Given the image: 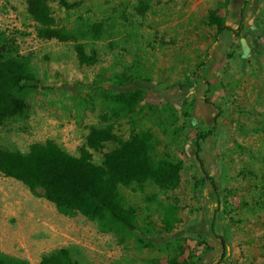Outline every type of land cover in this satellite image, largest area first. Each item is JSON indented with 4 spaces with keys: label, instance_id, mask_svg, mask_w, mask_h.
<instances>
[{
    "label": "rangeland",
    "instance_id": "374dc122",
    "mask_svg": "<svg viewBox=\"0 0 264 264\" xmlns=\"http://www.w3.org/2000/svg\"><path fill=\"white\" fill-rule=\"evenodd\" d=\"M62 1L78 6L67 9ZM162 5L180 6V0H49L61 28L83 33L78 40L95 59L88 66L81 64L75 43L38 36L29 0H0V56L25 58L29 73L42 83L22 95L24 114L0 125V149L28 153L36 143L54 141L78 157L93 128L112 127L117 139L93 152L95 164L141 131L156 137L157 160L183 164L174 191L151 183L143 192L135 184L120 187L138 211L139 230L119 234L101 232L80 213H60L41 191L33 194L0 172V256L39 264L67 248L80 264H264V57L243 59V43L233 36L226 75H220L215 67L224 47L205 50L186 38L180 46V22L161 25L160 14L150 13ZM258 10L251 22L260 32L264 0ZM95 24L103 26L99 35ZM252 39L247 36L249 43ZM199 66L198 87L210 84L186 97L181 86L193 82ZM121 89L145 92L133 114L114 112L111 98ZM214 163L222 166L220 172H211ZM217 200L227 218L218 224L231 251L225 260L211 228ZM167 207L178 221L170 233Z\"/></svg>",
    "mask_w": 264,
    "mask_h": 264
},
{
    "label": "trees",
    "instance_id": "16d2710c",
    "mask_svg": "<svg viewBox=\"0 0 264 264\" xmlns=\"http://www.w3.org/2000/svg\"><path fill=\"white\" fill-rule=\"evenodd\" d=\"M67 9L78 5H68ZM29 12L38 24V36L44 40H56L62 43H75V51L83 65H93L95 59L86 52L85 45L79 42L83 33H72L61 28L51 13L49 0H29ZM211 24L218 26V32L229 30L234 36L242 32L225 25L224 19L210 15ZM102 24H95L93 31L99 35ZM0 56V125L10 118L24 114L26 103L22 95L29 90L42 88L40 80L29 73V65L25 58L19 56ZM200 79L197 75L194 81ZM193 81V82H194ZM120 88H125L121 83ZM126 89V88H125ZM121 89L112 96L111 101L115 114H133L143 101L145 92H135ZM112 127L105 129L93 128L80 156L68 153L54 141L36 143L28 153L0 149V172L8 177L22 182L33 194L41 191L44 197L55 204L58 211L66 216L82 214L96 221L101 232H135L139 230L138 211L128 205L120 192V187L137 185L143 192L146 184H154L164 191L176 190L181 182L182 162L167 159L157 160L155 157L156 137L151 131H141L131 136L130 140L121 141L118 148L104 155L101 165L93 162V152L99 151L104 144L116 140ZM201 148L196 154L200 157ZM203 171L212 182L216 192L219 188L215 178ZM215 192V193H216ZM215 219L211 228L216 240L221 241L223 260L229 259V245L218 232L219 220L224 223L223 203L218 201ZM159 204V203H158ZM164 224L166 232L170 233L178 221L172 208H166ZM218 213V214H217ZM223 262H220L222 264ZM0 264H30L27 260L0 256ZM39 264H80L73 260L70 250L59 249L43 257ZM169 264H174L170 262Z\"/></svg>",
    "mask_w": 264,
    "mask_h": 264
},
{
    "label": "crops",
    "instance_id": "0c3cea01",
    "mask_svg": "<svg viewBox=\"0 0 264 264\" xmlns=\"http://www.w3.org/2000/svg\"><path fill=\"white\" fill-rule=\"evenodd\" d=\"M168 11H166L164 8ZM261 7V0H180V6H165L162 5L155 10L160 12L150 11L151 14L158 13L159 17L156 18L157 23L160 22L161 25L165 24L169 26L171 24H178L180 22V46L182 45V39H188L191 42L201 43L203 49H210L211 47L218 48L223 46V50H219L220 56V65L216 66V70L220 75H226V64L227 63V53L232 50L233 43H236L235 38H239L238 41L243 43V56L246 58L248 56H253L255 58L264 57V30L259 32L254 24L252 23L253 14H259V8ZM257 11V12H256ZM215 13L216 16L224 19L225 25L233 30H239L242 28V32L238 36H234L229 30H225L221 33L218 32V26L216 24H211L210 15ZM229 14L228 19L224 14ZM180 14V19H177L174 15ZM151 18H153L151 16ZM252 21V22H251ZM163 27V26H162ZM249 29H248V28ZM247 29L248 31L243 34V30ZM249 32V33H248ZM215 33L219 34L217 40H214ZM223 33H228L229 38L221 37ZM253 37L251 43L248 42L247 36ZM235 38H234V37ZM252 46V47H251ZM214 50V49H213ZM213 52V51H212ZM210 58H212V53L210 52ZM209 58V57H208ZM211 61V60H210ZM203 74L200 66L193 71V77L197 75L201 78ZM194 81V80H193ZM210 83H204L200 88L197 83L194 81L185 86H181V90L184 91L185 96L187 97L190 93L194 91L206 90L207 86ZM216 153H220L218 150H214ZM218 166V165H217ZM214 165H209L211 172L218 173L222 170V166L217 167ZM220 202H214L213 210L218 209ZM218 214V213H217ZM216 216V214H215ZM219 240H216V242ZM220 253L223 255V251ZM228 254L231 256V251L229 250Z\"/></svg>",
    "mask_w": 264,
    "mask_h": 264
}]
</instances>
